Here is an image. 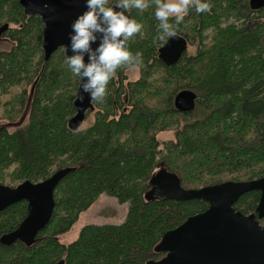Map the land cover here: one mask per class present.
Listing matches in <instances>:
<instances>
[{
    "label": "trees",
    "instance_id": "obj_1",
    "mask_svg": "<svg viewBox=\"0 0 264 264\" xmlns=\"http://www.w3.org/2000/svg\"><path fill=\"white\" fill-rule=\"evenodd\" d=\"M206 2L211 13L191 9L178 26L188 47L171 66L157 57L163 42L155 6L131 10L143 24L128 45L142 56L140 75L128 80L130 65L118 69L105 101L93 102L87 124L73 132L67 121L80 78L62 48L44 62L38 15H25L19 0H0V36L13 43L0 50V184L38 182L73 167L54 190L48 224L29 244H0V264H144L162 257L152 250L164 232L208 207L198 199L147 201L148 180L161 165L185 188L264 176V8L251 9L250 0ZM182 89L197 95L192 111L174 108ZM169 130L172 137L160 141ZM101 194L126 204L123 221L86 224L61 242ZM258 200L251 191L234 208L247 215ZM26 205L0 211V237L20 225Z\"/></svg>",
    "mask_w": 264,
    "mask_h": 264
},
{
    "label": "water",
    "instance_id": "obj_2",
    "mask_svg": "<svg viewBox=\"0 0 264 264\" xmlns=\"http://www.w3.org/2000/svg\"><path fill=\"white\" fill-rule=\"evenodd\" d=\"M19 4L25 15H38L43 22L44 62L59 48L66 57L72 55L70 48L66 51V46L73 21L85 11L84 0H19ZM250 8H264V0H250ZM187 47L186 38L177 34L167 38V42L158 48L157 57L166 66H171L181 59ZM81 84L79 80L73 100L75 113L67 121L73 132L82 126L87 112L94 110L88 94L83 93V101L79 99ZM196 98V93L190 89L179 90L173 99L174 108L179 112L192 111ZM71 170L73 167H64L41 181L24 180L13 187L0 184V211L19 201L27 203L24 219L16 229L0 237V244L9 245L17 239L29 244L33 240L34 235L48 224L55 206L54 190ZM147 186L144 194L147 201L198 199L207 202L208 207L164 232L152 250L162 257L144 264H264V225L259 223L264 218V176L185 188L175 172L161 165L151 174ZM251 191L259 192L255 211L245 215L235 210V202Z\"/></svg>",
    "mask_w": 264,
    "mask_h": 264
},
{
    "label": "clouds",
    "instance_id": "obj_3",
    "mask_svg": "<svg viewBox=\"0 0 264 264\" xmlns=\"http://www.w3.org/2000/svg\"><path fill=\"white\" fill-rule=\"evenodd\" d=\"M84 3L85 11L71 25L66 51L70 48L72 55L67 57L66 63L82 81L79 99L83 101V93H86L94 103L105 101L108 85L118 69L129 65L138 67L143 63L141 54H133L128 47L130 39L142 32L143 24L126 13L133 9L142 13L154 5L160 31L157 39L166 43L167 38L177 36L178 26L191 9L197 13H211L212 10L206 0H115L114 3L84 0Z\"/></svg>",
    "mask_w": 264,
    "mask_h": 264
},
{
    "label": "rangeland",
    "instance_id": "obj_4",
    "mask_svg": "<svg viewBox=\"0 0 264 264\" xmlns=\"http://www.w3.org/2000/svg\"><path fill=\"white\" fill-rule=\"evenodd\" d=\"M12 45L13 43L8 38L0 36V50H8ZM191 50L192 48L189 47L188 51ZM125 74L127 75L128 80H134L140 75V69L138 67L129 66V68L125 70ZM86 124L87 122L84 120L82 125ZM172 135L173 133L171 130L164 131L158 134V139L160 141H166L169 140ZM10 171L11 170L8 169L7 172ZM5 183L6 182L3 184ZM126 210V204H120L114 197L101 194L89 209L80 214L71 229L60 235L59 239L65 244L72 242L78 237L80 229L86 224L120 223L125 217Z\"/></svg>",
    "mask_w": 264,
    "mask_h": 264
},
{
    "label": "flooded vegetation",
    "instance_id": "obj_5",
    "mask_svg": "<svg viewBox=\"0 0 264 264\" xmlns=\"http://www.w3.org/2000/svg\"><path fill=\"white\" fill-rule=\"evenodd\" d=\"M263 220H264V218H262V219L259 220V223H260L261 225H262V224L264 225V223H262Z\"/></svg>",
    "mask_w": 264,
    "mask_h": 264
}]
</instances>
